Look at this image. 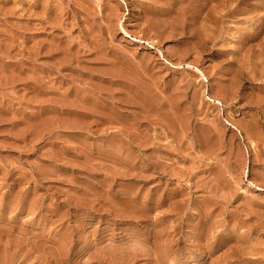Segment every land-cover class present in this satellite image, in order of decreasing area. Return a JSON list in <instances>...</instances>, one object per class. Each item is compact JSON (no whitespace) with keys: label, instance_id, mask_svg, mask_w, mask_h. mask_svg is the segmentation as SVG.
Here are the masks:
<instances>
[{"label":"rangeland","instance_id":"374dc122","mask_svg":"<svg viewBox=\"0 0 264 264\" xmlns=\"http://www.w3.org/2000/svg\"><path fill=\"white\" fill-rule=\"evenodd\" d=\"M0 264H264V0H0Z\"/></svg>","mask_w":264,"mask_h":264}]
</instances>
